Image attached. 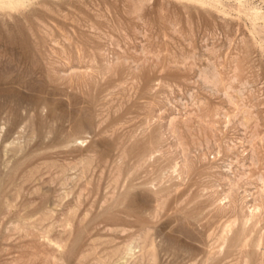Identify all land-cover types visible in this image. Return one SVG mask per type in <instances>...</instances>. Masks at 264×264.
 I'll return each instance as SVG.
<instances>
[{
	"label": "rangeland",
	"instance_id": "374dc122",
	"mask_svg": "<svg viewBox=\"0 0 264 264\" xmlns=\"http://www.w3.org/2000/svg\"><path fill=\"white\" fill-rule=\"evenodd\" d=\"M262 234L264 0H0V264H264Z\"/></svg>",
	"mask_w": 264,
	"mask_h": 264
},
{
	"label": "bare ground",
	"instance_id": "6f19581e",
	"mask_svg": "<svg viewBox=\"0 0 264 264\" xmlns=\"http://www.w3.org/2000/svg\"><path fill=\"white\" fill-rule=\"evenodd\" d=\"M11 3V2H10ZM251 208V207H250ZM259 208H258V206H253L250 210H249V215L252 217V216H256V213L259 211L258 210ZM259 213V212H258ZM258 213H257V215H258ZM227 228H228V226H227ZM226 228V229H227ZM263 235V234H262ZM264 236V235H263ZM263 238V237H262ZM263 241L264 240H261L260 239V237H259V239L257 240V242H256V245H257V247H259V249H262L261 247H262V245H263Z\"/></svg>",
	"mask_w": 264,
	"mask_h": 264
}]
</instances>
